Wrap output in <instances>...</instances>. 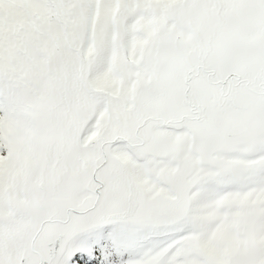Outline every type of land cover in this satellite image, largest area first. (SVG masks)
Wrapping results in <instances>:
<instances>
[{
    "label": "snow or ice",
    "instance_id": "obj_1",
    "mask_svg": "<svg viewBox=\"0 0 264 264\" xmlns=\"http://www.w3.org/2000/svg\"><path fill=\"white\" fill-rule=\"evenodd\" d=\"M0 264H264V0H0Z\"/></svg>",
    "mask_w": 264,
    "mask_h": 264
}]
</instances>
